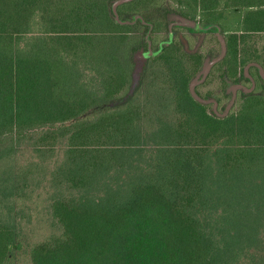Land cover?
I'll return each mask as SVG.
<instances>
[{
  "label": "trees",
  "instance_id": "trees-1",
  "mask_svg": "<svg viewBox=\"0 0 264 264\" xmlns=\"http://www.w3.org/2000/svg\"><path fill=\"white\" fill-rule=\"evenodd\" d=\"M117 1L0 0V264L24 247L23 200L59 151L49 177L53 231L31 247L33 264H264L258 67L255 90H243L227 116L192 95L185 57L194 56L177 54L175 42L131 91L142 33L171 21L167 10L156 16L154 0H130L117 6L120 22ZM177 3L204 26L243 12L246 32L228 29L220 63L243 53L241 63L264 64L245 46L249 32L264 30V0ZM26 139L36 156L15 166Z\"/></svg>",
  "mask_w": 264,
  "mask_h": 264
},
{
  "label": "rangeland",
  "instance_id": "rangeland-1",
  "mask_svg": "<svg viewBox=\"0 0 264 264\" xmlns=\"http://www.w3.org/2000/svg\"><path fill=\"white\" fill-rule=\"evenodd\" d=\"M154 2L156 4L155 7H158L157 10H155L156 16L161 17V14L164 15L165 11L167 10L168 17L171 21L167 27L173 26L175 30L170 31L169 28L164 27L157 28L154 31L151 30L148 33H142L144 36V41L147 42V48H141L135 52V67L131 91H133L140 84L143 78L145 79L146 85L147 82L153 78L150 76L156 69H158V65L151 60L154 56H157L162 52L164 46L175 42L180 46L177 48V54L182 52L183 49V51L188 52L190 56H194L193 60L188 56L185 57L186 59H189L186 60L188 66H190L189 73L193 75L192 80L195 78L201 80L203 78L205 66L214 58L219 57L222 53L223 44L221 42V38L225 40L227 45V38L230 34V30L228 29H235L237 26H240L241 29H243L240 31V33L246 32V28L243 27L245 14L243 12L241 13V11L240 13H237L235 18L228 19L222 23H217L213 25V28L210 30L203 31L200 30V28H196L189 24V22H194L204 26V16H202V14H198L196 17L185 15L183 13L185 8L181 7L179 3H177V0H154ZM140 5L142 8H144L143 3L140 2ZM180 21H182L183 24H180ZM214 26L219 28L215 29ZM134 30L135 29H133V31ZM249 35V41L245 44L247 48L246 50L250 51L251 53L252 51L256 50L255 52H257V54L260 56V61H264V30H253L249 32ZM227 53L228 46L225 56L211 67L206 78L201 81L202 84L197 86L199 84L198 83L195 87V90L201 97H204V95H210L212 99H216L217 97L215 96L220 97V105L217 107L218 112H216L219 116H227L232 110H239L241 108V104L243 103V99L245 98L243 91H240L238 96L235 92L233 96L231 92L227 94L226 87H231L235 84H238L236 82L240 80V75L244 85L248 87L252 86L251 81L246 79L245 75H243L245 67L248 64L241 63V57H243V53L242 56H239L237 62H229L227 60V62H224L223 64L220 63L226 58ZM216 64L219 65L216 66ZM261 65L264 67V64ZM146 66L149 67L147 73H145ZM249 73L251 75L255 74L254 76L257 77L256 69L252 70V72L249 69ZM155 89L161 90L162 87L160 84H157ZM208 110L210 112H213V110L216 111L215 104L209 103ZM224 113L226 114L222 115ZM35 153L36 152L33 149V141L31 139H26L20 145L19 151H17L16 154V158L13 159V164L15 166L17 164H25L29 160L35 158ZM61 157L62 151L57 152L56 156H49L47 160L49 158L53 159L48 162L46 172L42 173L39 170L36 171L41 175L42 182L39 187L35 188L34 195L31 198H26L23 200L29 212V214L25 212L24 217H22L21 233L24 247L21 250H16L13 252L7 264H33L30 258L31 247L37 242L46 239L52 233L53 220L49 210L51 205V202H49V195L54 188L49 183V177L55 164ZM19 203L20 202H18V204ZM240 264H250V262L246 259Z\"/></svg>",
  "mask_w": 264,
  "mask_h": 264
},
{
  "label": "water",
  "instance_id": "water-1",
  "mask_svg": "<svg viewBox=\"0 0 264 264\" xmlns=\"http://www.w3.org/2000/svg\"><path fill=\"white\" fill-rule=\"evenodd\" d=\"M125 1H130V0H118V1L116 2V4L114 5V12L117 14V18H118V20H119L120 22H125V21H123V20H121V19L119 18V15H118V13H117V6H118L119 4L125 2ZM127 22H131V21H127ZM189 24L192 25V26H194V27H196V28H200V29H209V28H211V27L213 26V25H210V26H206V27H205V26H203V25H200V24H197V23H194V22H189ZM218 28H219V27H218ZM221 42H222V44H223V50H222L221 55H220L219 57H217V58H214L212 61H210V62L205 66V70H204L203 78H202L201 80L198 79V78H195V79H193V80L191 81V83H190V91H191L192 95H193L197 100H199L200 102H203V103H211V102H214V103H215V110H216V112H218V109H217V107H218V106H217L218 103H217V101H216V100H213V99H208V98L201 97V96L197 93V91L195 90V87H196V85H197L198 83H200L203 79L206 78V76L208 75V73H209L211 67H212L216 62H218L219 60H221V59L225 56L226 51H227V45H226V42H225V40H224L223 38H221ZM253 65H255V66H257V67L259 68L260 74H261V76L264 78V67H263L259 62H257V61H251V62H249V63L247 64V66L245 67V73H246L249 77L253 78V76L249 73V69H250V67L253 66ZM253 80H254V79H253ZM232 87H233V89L235 90V93H237V88H238V87H241V88L244 89V91L249 92V91H252V90L254 89V87H255V82H254L253 85L250 86V87H248V86H246V85H244V84H235V85H233ZM227 110H228V109H227ZM225 114H226V113H224V114H222V115H225Z\"/></svg>",
  "mask_w": 264,
  "mask_h": 264
},
{
  "label": "flooded vegetation",
  "instance_id": "flooded-vegetation-1",
  "mask_svg": "<svg viewBox=\"0 0 264 264\" xmlns=\"http://www.w3.org/2000/svg\"><path fill=\"white\" fill-rule=\"evenodd\" d=\"M180 24H183L182 23V21H180ZM215 25V24H214ZM153 27V26H152ZM173 27V26H172ZM170 27L169 28V30L171 31H173V30H175V28L173 27ZM206 27V26H205ZM211 28H213V26L211 27ZM211 28H209V29H200V30H203V31H207V30H210ZM214 28H215V26H214ZM218 28V27H217ZM175 32V31H174ZM174 41V40H173ZM212 61V60H211ZM217 63V62H216ZM215 65V64H214ZM213 65V66H214ZM260 72V71H259ZM244 75H245V77H246V79H248V80H250L251 81V85H253V83L255 82V86H256V81H257V78L253 75V78H251V77H249V76H247L246 75V73H245V71H244ZM254 79V80H253ZM236 83H238V84H243V82H242V78H241V75H240V80L238 81V82H236ZM202 84V82L201 83H199L197 86H200ZM254 89H255V87H254ZM244 89L243 88H241V87H238L237 88V96H238V93L240 92V91H243ZM232 93V96L234 95V92H235V90L233 89V87L231 86V87H226V93L228 94V93ZM250 92V91H249ZM210 99H212V98H210ZM213 100H216L217 101V103H218V107H219V105H220V101L219 100H217V99H215V98H213ZM211 104H215L214 102H211Z\"/></svg>",
  "mask_w": 264,
  "mask_h": 264
}]
</instances>
